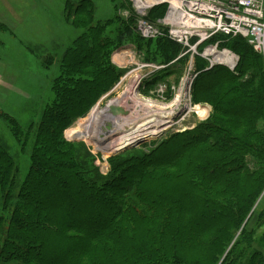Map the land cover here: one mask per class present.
<instances>
[{
  "label": "trees",
  "instance_id": "obj_1",
  "mask_svg": "<svg viewBox=\"0 0 264 264\" xmlns=\"http://www.w3.org/2000/svg\"><path fill=\"white\" fill-rule=\"evenodd\" d=\"M166 11L155 6L146 19L157 23ZM92 12L82 0L72 14L83 31L60 59L22 180L0 144V264H264L262 54L242 36L219 35L239 60L234 70L207 69L197 56L190 91L193 103L212 107L207 121L138 157H112L103 177L64 131L120 80L113 52L131 45L163 67L145 92L191 53L164 29L148 41L134 33L133 17L95 22ZM1 117L24 150L29 135Z\"/></svg>",
  "mask_w": 264,
  "mask_h": 264
},
{
  "label": "rangeland",
  "instance_id": "obj_2",
  "mask_svg": "<svg viewBox=\"0 0 264 264\" xmlns=\"http://www.w3.org/2000/svg\"><path fill=\"white\" fill-rule=\"evenodd\" d=\"M18 1L19 7H16L15 10L10 9V11L0 14V60L6 66L5 76L7 79V81L5 80L4 88L0 90V144L11 156L12 162L15 165L14 167L17 170V172H13V178L17 177L16 179L22 180L29 166V153L35 129L42 115L43 108L53 98L51 87L58 76L60 59L66 52V49L82 33L83 29L73 25L74 18L72 17L73 12L76 11L82 0ZM88 1L91 2L95 22H104L107 19L117 17L121 20H127L133 17V31L141 38L143 37L136 28L138 20L141 18L144 22L154 24L146 19L153 7L167 4V10H169L167 3L169 0L148 2L150 6L142 8L138 5L139 0L136 1V7L135 0ZM144 2L145 0H140L139 4ZM1 9L4 11L3 7ZM160 31L163 33L162 29ZM154 39L151 38L148 41H153ZM207 41L214 42L208 43ZM223 43V38L216 34L207 39L203 43L204 45L202 44L201 46L195 47V40L191 39L187 46H183V51L186 54L191 50L190 53L193 55L192 57L188 56V59L190 60L191 58L193 62V70L190 71L192 76L186 78V74L188 73V64L186 63L189 61L181 67L179 66V62L183 59L178 61V63H174L175 61H173L169 65L176 67L174 73L164 77L162 80L160 79L155 84V87L148 92H145L144 82L155 74V77L160 76L161 78L163 75L158 73L162 71L163 67L160 64L146 63L145 55L138 52L131 45H124L118 48L113 52L111 61L115 67L121 70L120 80L115 83V86L107 95L100 98L94 108L92 107L83 118L77 119L64 131V137L77 140L68 142L78 143V145H81L94 156L93 164L95 168L101 176L105 177L109 174V160L112 157L121 156L122 159L132 156L138 157L144 153H148L153 148V144L163 139V137L165 138L170 134L181 133L186 130L191 131L197 125L206 122L212 113L210 105L203 102L193 103L192 101L190 90L197 74L195 69L197 55H203L206 49L212 48L215 50V54L207 52L209 56H205L206 58L204 59H206L205 63H207V60L215 61L214 58L218 56V52L229 51V49L227 50L222 47ZM193 48L195 49L192 50ZM229 53L235 56L237 65L238 56L231 51ZM183 56V53L179 54L175 60ZM262 56L264 57V53H262ZM226 65L232 66L233 62ZM180 91L181 100L178 106L167 107V105H171ZM137 103H140L138 106L141 107H144L145 104L151 105L149 103H152V110L164 108L168 112L167 115H172L173 121L169 120L168 123L173 125L154 137H145L146 139L141 142L127 144L123 149H114L111 152L104 151L105 145L112 143L117 136L126 132L125 129L131 128L133 125H127L130 121H127L125 124L119 123L120 118L124 116H119V119L113 120L106 116L98 117V114L107 113L105 112L108 110L106 107L109 104H113L114 106L122 107L128 112L125 118L131 117L130 119H136L132 116V113L137 110L133 108ZM188 104L190 108H188ZM162 106H166L167 108ZM196 108L202 109L201 114H196ZM171 110L173 112H169ZM148 113V110L144 111L140 109V111H137L136 115H139L140 119L143 118L140 125L148 120L147 116L152 114V112ZM5 114L17 123L16 126L20 128V133L23 136L25 134L29 135V143L26 148H23L24 150L15 142L11 127H8L7 122L1 117V115ZM109 121L114 122L117 128L115 127L112 132L107 130L106 135H102L99 138L100 134L104 132L102 128ZM94 139H99L101 142L105 140V142L99 145ZM1 202L0 198V204Z\"/></svg>",
  "mask_w": 264,
  "mask_h": 264
},
{
  "label": "built area",
  "instance_id": "obj_3",
  "mask_svg": "<svg viewBox=\"0 0 264 264\" xmlns=\"http://www.w3.org/2000/svg\"><path fill=\"white\" fill-rule=\"evenodd\" d=\"M136 1L137 0H135V7ZM196 1L198 0L167 1L169 10H167L164 19L157 23L150 24L146 21L144 22V20L140 18L136 24L137 31L143 38L153 39L162 35L160 29H164L167 30L166 32L171 40L183 46H187L188 42L193 39V34L188 31V27H186V16L188 6L194 4ZM213 1L220 10V16L215 24L208 27L209 37L207 39L214 34L231 38L242 35L243 38L247 39L248 44L255 52L264 53V0H212V2ZM139 2L140 0L138 3ZM209 50L210 49H206L201 57L206 58L209 56L207 53ZM192 56L191 54L190 57ZM210 65H213L212 61H210ZM192 67L193 62L190 58L187 66L188 73L186 74V78L192 76L190 74V71L193 70Z\"/></svg>",
  "mask_w": 264,
  "mask_h": 264
},
{
  "label": "bare ground",
  "instance_id": "obj_4",
  "mask_svg": "<svg viewBox=\"0 0 264 264\" xmlns=\"http://www.w3.org/2000/svg\"><path fill=\"white\" fill-rule=\"evenodd\" d=\"M157 1H160V0H145L144 3H142V4L138 3V5L140 8H142L145 6H150L151 2H157ZM148 2H150V3H148ZM219 16H220V10H219L217 4L214 1L212 2V0H198L194 4H190L188 6V12H187V16H186V27H188V31H190L193 34V40H195V43H196L195 47L199 46V45L201 46L205 42V40H207V38L209 37L208 27L210 25L215 24L216 21L218 20ZM194 49L195 48H193L192 50H194ZM214 51H215L214 49H210L208 51V53L214 55L215 54ZM232 59H233V57L230 54H228L227 52H224L223 55L215 56V58H214L215 61H219V62L225 63V64H230L229 62L232 61ZM180 93H181V91L179 92V94L175 98V100L171 103V105H167V107L168 106L171 107L174 105L178 106V103H180V100H181L180 99L181 98ZM139 104L140 103H137V104H135V107L133 106L134 109H137L135 112L132 113V116L135 117L136 119H134V118L130 119L131 117L125 118V116H124V117H121L119 120V123H124V124L127 121H130V123L127 125H130V126L133 125V126L131 128L125 129L126 132L124 134L117 136L113 140L112 143L105 145L103 148L104 151L111 152V150H114V149H120V148L123 149V147L126 146L127 144L134 143L138 140H141L140 138H142V140H144V139H146L145 137H154V136L158 135V133L164 132L165 130H167L168 128H170L173 125V124L168 123L169 120L171 122L173 121L172 115H167L168 112H167V110H164V108L152 110V107H153L152 103H149L151 105H147V104L144 105L143 104L144 107L138 106ZM162 107H166V106H162ZM188 108H190L189 104H188ZM140 109H142L144 111L148 110L149 113L152 112L151 115H156V116H151V115L147 116L148 117L147 121H149V122L147 123V121H144L143 124L140 125L142 123L141 121L143 118L140 119V116L136 115L137 111L138 110L140 111ZM201 111H202L201 108H196L195 112L197 115H199V114H201ZM105 112H107V113L98 114V117L99 116H102V117L106 116L107 118L110 117L113 120L116 119V118H113L111 116V114L108 112V110ZM157 112H159V113H157ZM169 112H173V110H171ZM149 117H150V119H149ZM109 122L111 123V127L109 130H110V132H112V131H114L116 125L112 121H109ZM138 125H140V126L138 127ZM74 133H76V132H74ZM106 133H107V130H105L102 135H106ZM158 137H156V138H158ZM70 140H72V139H70ZM99 142L101 144H103L105 142V140L103 142H101L99 140ZM129 146H131V145H129Z\"/></svg>",
  "mask_w": 264,
  "mask_h": 264
},
{
  "label": "crops",
  "instance_id": "obj_5",
  "mask_svg": "<svg viewBox=\"0 0 264 264\" xmlns=\"http://www.w3.org/2000/svg\"><path fill=\"white\" fill-rule=\"evenodd\" d=\"M0 3L2 5V6L0 5V14H3L5 11H10V9L15 10L16 7H19L18 0H0ZM1 7H3L4 11L1 9ZM233 61L235 60L233 59ZM229 63L232 64V62ZM5 72H6V66L0 60V90H2L1 88H4L5 80L7 81Z\"/></svg>",
  "mask_w": 264,
  "mask_h": 264
},
{
  "label": "water",
  "instance_id": "obj_6",
  "mask_svg": "<svg viewBox=\"0 0 264 264\" xmlns=\"http://www.w3.org/2000/svg\"><path fill=\"white\" fill-rule=\"evenodd\" d=\"M236 67V63L233 65V66H228V68L230 69V70H234V68ZM106 109H108V112L111 114V116L113 117V118H118L119 116H127L128 115V112L127 111H125V109H123L122 107L120 108V106H117V105H113V104H109L107 107H106ZM110 127H111V123L110 122H107V123H105V125H104V128H102L103 129V131H105V129L106 130H109L110 129ZM102 136V134H100V136H99V138ZM66 140L68 139V137L67 138H65ZM68 141H77V140H70V139H68ZM94 141L97 143V144H101L100 142H99V139H94ZM141 141H143L142 139L141 140H138V141H136L135 143H138V142H141ZM120 151V150H119ZM118 151V152H119Z\"/></svg>",
  "mask_w": 264,
  "mask_h": 264
}]
</instances>
